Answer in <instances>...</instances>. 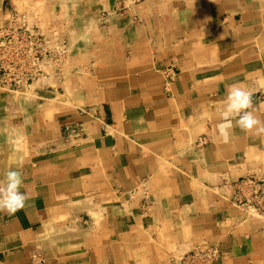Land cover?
I'll return each instance as SVG.
<instances>
[{
	"label": "crops",
	"instance_id": "crops-1",
	"mask_svg": "<svg viewBox=\"0 0 264 264\" xmlns=\"http://www.w3.org/2000/svg\"><path fill=\"white\" fill-rule=\"evenodd\" d=\"M14 9L71 51L0 86V180L19 170L28 196L0 212V264H175L196 246L264 264V212L234 199L264 180V134L216 129L233 84L264 121V0H0V26Z\"/></svg>",
	"mask_w": 264,
	"mask_h": 264
},
{
	"label": "built area",
	"instance_id": "built-area-1",
	"mask_svg": "<svg viewBox=\"0 0 264 264\" xmlns=\"http://www.w3.org/2000/svg\"><path fill=\"white\" fill-rule=\"evenodd\" d=\"M12 17L0 26V86L26 90L36 80L57 75L70 47L67 40L43 34L28 13ZM251 191L250 195L246 192ZM235 202L253 212H264V180L244 178L237 183ZM175 264H221L213 246H196L186 251Z\"/></svg>",
	"mask_w": 264,
	"mask_h": 264
},
{
	"label": "clouds",
	"instance_id": "clouds-1",
	"mask_svg": "<svg viewBox=\"0 0 264 264\" xmlns=\"http://www.w3.org/2000/svg\"><path fill=\"white\" fill-rule=\"evenodd\" d=\"M253 93L239 84L229 86L220 116L216 125L218 134L227 143L230 130L238 127L241 131L255 135L264 134V121L255 114ZM22 173L14 168H9L0 180V212L14 215L25 207L28 196L22 192Z\"/></svg>",
	"mask_w": 264,
	"mask_h": 264
},
{
	"label": "rangeland",
	"instance_id": "rangeland-1",
	"mask_svg": "<svg viewBox=\"0 0 264 264\" xmlns=\"http://www.w3.org/2000/svg\"><path fill=\"white\" fill-rule=\"evenodd\" d=\"M39 4V3H38ZM35 9V8H34ZM36 10V9H35ZM22 13H28L27 11H23V9H21V10H18V9H14V10H11V12H10V14H8L7 15V17L5 18V21H4V23L2 24V25H6L8 22H9V20L12 18V17H14V18H19V17H21L20 15L22 14ZM29 14V13H28ZM31 17V16H30ZM33 19V18H32ZM34 20V19H33ZM35 21V23L39 26L38 28H40L39 30L43 33V34H47L48 36H50V37H52V38H60V39H65V40H67V42H68V45H69V47L71 46V44H70V42H69V40L67 39V38H63L62 37V35H60L55 29H57L56 27L55 28H51L50 30H52V31H54L56 34H53V33H51L50 31H48V30H46V28L48 27L46 24H44L43 22L41 23V22H36L37 20H34ZM1 25V26H2ZM59 35V36H58ZM61 36V37H60ZM70 51H71V48H70ZM70 51L68 52V57L66 58V59H64V61H63V63H65L66 61H67V59L69 58V56H70ZM62 68V67H61ZM60 68V69H61ZM55 74V73H54ZM54 74H52V75H54ZM1 87H4V88H6V89H8V90H14V89H12V88H8V87H5V86H1ZM15 91V90H14ZM21 91V90H20Z\"/></svg>",
	"mask_w": 264,
	"mask_h": 264
},
{
	"label": "bare ground",
	"instance_id": "bare-ground-1",
	"mask_svg": "<svg viewBox=\"0 0 264 264\" xmlns=\"http://www.w3.org/2000/svg\"><path fill=\"white\" fill-rule=\"evenodd\" d=\"M18 91V90H17ZM23 92V91H22ZM22 94V93H21ZM50 114V113H49ZM46 115V114H45ZM263 152V151H262ZM260 239V238H259ZM264 263V262H263Z\"/></svg>",
	"mask_w": 264,
	"mask_h": 264
}]
</instances>
